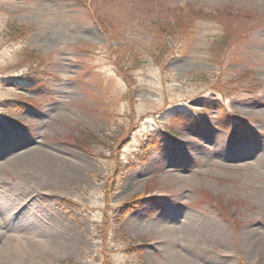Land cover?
Segmentation results:
<instances>
[{
    "label": "rangeland",
    "instance_id": "rangeland-1",
    "mask_svg": "<svg viewBox=\"0 0 264 264\" xmlns=\"http://www.w3.org/2000/svg\"><path fill=\"white\" fill-rule=\"evenodd\" d=\"M0 222V264H264V0H0Z\"/></svg>",
    "mask_w": 264,
    "mask_h": 264
},
{
    "label": "trees",
    "instance_id": "trees-1",
    "mask_svg": "<svg viewBox=\"0 0 264 264\" xmlns=\"http://www.w3.org/2000/svg\"><path fill=\"white\" fill-rule=\"evenodd\" d=\"M182 26H184L185 25V23H183V22H181L180 23ZM182 33V31L180 30V29H173V31L171 30V31H169V32H167L166 31V36H168V37H170L171 39H173L172 41H173V43H175V40L177 39V37L179 38V39H181L182 38V36H183V34H181ZM227 33H229L228 31H227ZM230 36H231V34H230ZM231 38V37H230ZM229 38V39H230ZM176 44V43H175ZM39 57H37V59H38ZM40 59V58H39ZM217 118H219V117H217ZM219 124H220V122L218 121V126H219ZM241 125H242V123H240L239 125H238V127L240 128L241 127ZM205 126H208V127H211L212 125H207V124H205ZM208 127H206V128H208ZM214 127H216L217 128V125L215 126L214 125ZM220 128V127H219ZM224 130V129H223ZM245 130H243V127H242V129H241V132H244ZM168 132L171 134V130H168ZM132 264H140V263H137V262H135V263H132Z\"/></svg>",
    "mask_w": 264,
    "mask_h": 264
},
{
    "label": "bare ground",
    "instance_id": "bare-ground-1",
    "mask_svg": "<svg viewBox=\"0 0 264 264\" xmlns=\"http://www.w3.org/2000/svg\"><path fill=\"white\" fill-rule=\"evenodd\" d=\"M5 228H7V225H6V223H2V222H0V234H4V236H5V233H4V229ZM17 235H15V234H13V233H11V234H6V240H8V241H10L12 238H15ZM10 244V243H9ZM0 247H2L3 249L4 248H9L10 249V245L9 246H6L5 245V243L2 245H0Z\"/></svg>",
    "mask_w": 264,
    "mask_h": 264
}]
</instances>
